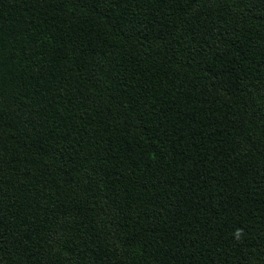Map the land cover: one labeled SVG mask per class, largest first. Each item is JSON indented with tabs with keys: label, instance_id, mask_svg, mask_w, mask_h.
Masks as SVG:
<instances>
[{
	"label": "trees",
	"instance_id": "trees-1",
	"mask_svg": "<svg viewBox=\"0 0 264 264\" xmlns=\"http://www.w3.org/2000/svg\"><path fill=\"white\" fill-rule=\"evenodd\" d=\"M0 264H264V0H0Z\"/></svg>",
	"mask_w": 264,
	"mask_h": 264
},
{
	"label": "clouds",
	"instance_id": "clouds-1",
	"mask_svg": "<svg viewBox=\"0 0 264 264\" xmlns=\"http://www.w3.org/2000/svg\"><path fill=\"white\" fill-rule=\"evenodd\" d=\"M241 234H242V230H241V229H237V230H236V233H235L236 237L239 238V236H240Z\"/></svg>",
	"mask_w": 264,
	"mask_h": 264
}]
</instances>
